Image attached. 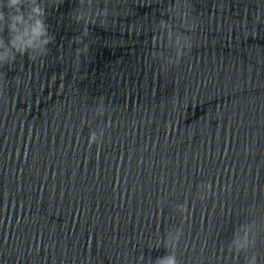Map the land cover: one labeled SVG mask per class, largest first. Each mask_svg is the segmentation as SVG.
I'll use <instances>...</instances> for the list:
<instances>
[{
	"label": "clouds",
	"instance_id": "obj_1",
	"mask_svg": "<svg viewBox=\"0 0 264 264\" xmlns=\"http://www.w3.org/2000/svg\"><path fill=\"white\" fill-rule=\"evenodd\" d=\"M113 12H110L107 6L99 7L95 0H78V7L70 19L81 26V33L73 37L70 44L82 47L75 49L74 63L78 64L81 56L87 57L89 54L90 45L85 42V38L89 36V25L107 27L110 23L108 18L113 16ZM165 15L168 19H160L156 24L152 43L158 50L153 51L151 56L153 59H162L166 65H178L193 47L192 33L198 24L190 11L189 0H173L171 6L162 13V16ZM47 17L44 0H0V68L6 65L11 68L18 56H27L30 62H39L43 66V58L49 55V45L55 40V36L49 31ZM159 49L170 50L171 55H165V52ZM13 80L17 87L22 83L19 77ZM5 88V82H0V100L6 101ZM95 112L97 115H104L103 97L99 98ZM103 136V131L99 134L96 131L90 132L89 147L96 144L99 148ZM199 188L202 192L199 198L204 200L212 190V185L201 184ZM177 211L183 215L186 212L185 205H179ZM253 212L254 209H250V214ZM256 227L255 220L236 226L228 251L239 256L252 249L256 243ZM182 234V228H176L168 231L162 240L157 239L153 247L158 249L162 245L167 254L157 257L151 264H180L176 249ZM245 264H257L256 255L246 256Z\"/></svg>",
	"mask_w": 264,
	"mask_h": 264
},
{
	"label": "water",
	"instance_id": "obj_2",
	"mask_svg": "<svg viewBox=\"0 0 264 264\" xmlns=\"http://www.w3.org/2000/svg\"><path fill=\"white\" fill-rule=\"evenodd\" d=\"M264 28V0H189Z\"/></svg>",
	"mask_w": 264,
	"mask_h": 264
}]
</instances>
